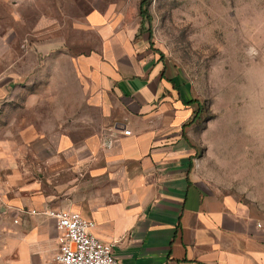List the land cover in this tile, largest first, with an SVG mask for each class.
<instances>
[{"label":"crops","instance_id":"1","mask_svg":"<svg viewBox=\"0 0 264 264\" xmlns=\"http://www.w3.org/2000/svg\"><path fill=\"white\" fill-rule=\"evenodd\" d=\"M90 23L103 46L76 59L86 71L54 72L47 93L56 98L35 100L34 66L17 67L3 42L0 56L12 64L0 71V99H19L11 125L23 128L10 161L0 149V264H57L48 210L94 221L119 264H264V180L242 169L239 198L208 189L197 174L187 89L141 67L135 35L125 42L110 23Z\"/></svg>","mask_w":264,"mask_h":264},{"label":"rangeland","instance_id":"2","mask_svg":"<svg viewBox=\"0 0 264 264\" xmlns=\"http://www.w3.org/2000/svg\"><path fill=\"white\" fill-rule=\"evenodd\" d=\"M142 1L0 0V55L6 53L5 41L17 67L27 72L34 66L35 100H44L58 97L47 93L54 72L86 71L88 63L76 59L103 46L102 29L90 22L101 28L110 23L125 42L135 35L141 67L159 69L169 84L175 79L194 102L199 179L220 195L239 198L240 175L264 180V0H146L143 6ZM28 50L36 52L35 61ZM10 57L0 56V71L12 64ZM42 69L45 77L39 76ZM79 80L87 86L85 76ZM23 98L28 100L26 94ZM15 101L0 99L5 103L0 149L6 161L22 144L17 137L23 127L11 125L18 113Z\"/></svg>","mask_w":264,"mask_h":264},{"label":"built area","instance_id":"3","mask_svg":"<svg viewBox=\"0 0 264 264\" xmlns=\"http://www.w3.org/2000/svg\"><path fill=\"white\" fill-rule=\"evenodd\" d=\"M123 134L130 136L131 131L124 129ZM114 143L109 138L105 145L111 149ZM45 214L56 221L59 243L55 258L57 264H119L114 245L94 235V221L70 210H48Z\"/></svg>","mask_w":264,"mask_h":264},{"label":"trees","instance_id":"4","mask_svg":"<svg viewBox=\"0 0 264 264\" xmlns=\"http://www.w3.org/2000/svg\"><path fill=\"white\" fill-rule=\"evenodd\" d=\"M145 2H146V0H143L142 1V6L145 4ZM148 2V1H147ZM141 14L142 15H144V14H147V11H145V10H142V7H141ZM194 102L193 101H188V102H186V105H192Z\"/></svg>","mask_w":264,"mask_h":264}]
</instances>
